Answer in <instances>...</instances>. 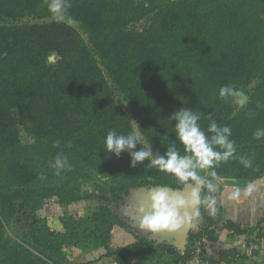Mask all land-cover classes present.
Instances as JSON below:
<instances>
[{"label": "trees", "instance_id": "obj_1", "mask_svg": "<svg viewBox=\"0 0 264 264\" xmlns=\"http://www.w3.org/2000/svg\"><path fill=\"white\" fill-rule=\"evenodd\" d=\"M224 86L247 103L220 97ZM180 108L198 113L206 133L213 121L231 129L233 155L199 171L215 189L264 178V137L254 135L264 129V0H67L64 20L47 0H0V264H264V217L244 227L216 201L214 214L200 206L182 253L154 233L112 246L129 225L116 207L131 208L133 189L194 182L109 156L107 132L137 123L153 152L175 143L183 155L171 117ZM58 155L70 170L57 174ZM209 193L203 186L201 198ZM48 201L63 211L41 218ZM88 202L83 214L70 209ZM21 218L30 228L11 237L6 228ZM223 231L244 238V251L209 258L203 246Z\"/></svg>", "mask_w": 264, "mask_h": 264}, {"label": "clouds", "instance_id": "obj_2", "mask_svg": "<svg viewBox=\"0 0 264 264\" xmlns=\"http://www.w3.org/2000/svg\"><path fill=\"white\" fill-rule=\"evenodd\" d=\"M50 13L57 20H64L67 14V0H47ZM219 96L240 97L239 104L247 103V96L243 92L232 87L224 86L219 90ZM174 124L175 136L183 146L185 154L177 150L176 144L172 143L164 154L155 153L150 143H142L140 127L135 123L137 131L128 134H118L115 129L107 132L104 145L109 156L119 158L122 153L130 157L129 167L136 168L148 162V168H156L158 171L175 176L180 182L192 181L193 190L187 196L170 193L166 188H160L148 193L147 207L143 204L137 208L140 215V228L149 233L162 231L173 232L183 226L193 227L198 223L200 206L203 205L213 214L215 213V200L211 197L201 198L200 188L207 186L209 192L215 191V185L211 180L199 174V171L212 169L220 161H225L235 152V144L229 139L231 129L227 126L220 127L216 122H211L207 133L200 127L198 121L200 115L189 108H180L171 115ZM210 134V135H209ZM257 139L264 137V129L255 132ZM141 145L137 150V146ZM221 149V150H217ZM57 174L59 169L70 170L67 158L56 157ZM241 163L246 167L251 166V161L241 158ZM214 180L220 177L215 171L208 172ZM253 190L249 185L248 192ZM240 189L236 190L238 194ZM235 198V194L234 197Z\"/></svg>", "mask_w": 264, "mask_h": 264}, {"label": "crops", "instance_id": "obj_3", "mask_svg": "<svg viewBox=\"0 0 264 264\" xmlns=\"http://www.w3.org/2000/svg\"><path fill=\"white\" fill-rule=\"evenodd\" d=\"M219 185L220 188L218 191L220 192V198L218 203L223 208L225 218L232 219L241 226L252 227L260 218L264 217V178L250 184L253 186L251 192L247 191L248 185L236 194L237 184L233 180L219 182ZM234 194L235 198H233ZM223 236H226L227 239H236L234 236L229 237L226 231L221 232L220 235H218L216 243H207L205 246V252L209 258H217L218 253H222L224 248L222 243ZM241 241L244 242V238H241ZM231 246H225V249L227 250L231 248ZM233 247L239 248V246L236 245Z\"/></svg>", "mask_w": 264, "mask_h": 264}, {"label": "rangeland", "instance_id": "obj_4", "mask_svg": "<svg viewBox=\"0 0 264 264\" xmlns=\"http://www.w3.org/2000/svg\"><path fill=\"white\" fill-rule=\"evenodd\" d=\"M239 99H240V97H236V103L238 104V105H240L239 104ZM124 108H125V106H123ZM22 137H23V139L24 138H26L25 137V135L24 134H22ZM219 189H215V191L214 192H211V193H209L208 195H207V197H211V198H213L216 202H219V198H220V192L218 191ZM141 194H142V191L141 190H135V191H133L132 193H131V195H130V202L131 203H135V202H138L139 201V199H140V196H141ZM222 196V195H221ZM92 205L94 206V203L93 202H88V203H84V204H81L80 206H74V207H70V209L72 210V211H75V212H82V214L83 213H85V212H87L88 210H89V208H91L92 207ZM139 205V204H138ZM137 208V207H136ZM68 209V208H67ZM63 211V209H59V208H57V206H56V204L53 202V201H48V202H46L45 203V205H44V209L40 212V214H39V216L41 217V218H51V217H53V215H55V214H59V213H61ZM123 211L124 212H126V211H128L127 210V208L126 209H123ZM116 212L118 213V214H120L121 215V217H123L126 221L128 220L129 221V225H127L128 227H126L127 229H124V230H122V229H117V230H115V232H114V242H113V245L112 246H114V245H117V243H118V245L119 246H121V245H124V244H126L127 243V241L128 242H130V241H132V238H133V234L135 233V234H137V235H141V232H140V229L138 228V226H137V224L134 222V223H132V220H129V219H131L132 218V216H131V213H132V215H134V213H136L137 212V210H130L129 209V212H128V214H123L122 212H121V210H120V207H116ZM211 212V211H210ZM48 222V221H47ZM49 222H50V220H49ZM48 222V223H49ZM128 224V223H127ZM135 226V227H134ZM30 227H29V225H27V223H26V220L25 219H23V218H21L20 220H15L13 223H11L6 229V231H7V233L9 234V235H11V237H15V235L16 234H20L22 231H25V230H27V229H29ZM138 230H137V229ZM221 233V232H220ZM220 233L218 234V235H220ZM124 237V238H123ZM155 237H157V236H153V239L155 238ZM236 239L235 240H237V241H235L234 239L232 240V239H227L226 238V236H223V245H224V248H223V250L222 251H224V249H225V246L227 247H230L231 245V248H229V249H233L234 247L233 246H239V248L241 249V247H242V245H243V243L244 242H242L241 241V238H238V237H235ZM158 241H161V240H158ZM238 244V245H237ZM206 245H204L203 247H205ZM243 249V248H242ZM226 250V249H225ZM228 250V249H227ZM242 251H244V249L242 250ZM99 254L100 253H98V254H94V256L92 257V258H94V259H96V258H98L99 257ZM221 253H218V255H217V257L220 255ZM264 257V256H263ZM261 258V260L262 259H264V258ZM82 259V258H81ZM105 261V262H104ZM104 261H101L100 262V264H111V262L109 261V260H104ZM229 262V263H228ZM223 264H239V262H238V258H236L235 260H229L228 259V261H223L222 262Z\"/></svg>", "mask_w": 264, "mask_h": 264}, {"label": "water", "instance_id": "obj_5", "mask_svg": "<svg viewBox=\"0 0 264 264\" xmlns=\"http://www.w3.org/2000/svg\"><path fill=\"white\" fill-rule=\"evenodd\" d=\"M49 61L53 62L54 61V56H50L49 57ZM202 188H200V196L202 193ZM160 189V187L157 188H153V189H141L142 194L140 196L139 199V205H144L145 207H147V203H148V193L150 191L153 190H157ZM168 189V188H166ZM136 189H133V191H135ZM170 193H175L177 195L183 196V197H187L193 190V183H189L186 184L182 189L179 190H172V189H168ZM191 227L188 226H183L173 232H167V231H162V232H158V233H154L155 240H161V241H166V242H170L171 244H173V246L180 252L182 253L185 249L186 243H187V237L189 234Z\"/></svg>", "mask_w": 264, "mask_h": 264}, {"label": "flooded vegetation", "instance_id": "obj_6", "mask_svg": "<svg viewBox=\"0 0 264 264\" xmlns=\"http://www.w3.org/2000/svg\"><path fill=\"white\" fill-rule=\"evenodd\" d=\"M129 204H131V208L129 207L130 210L131 209L132 210H137L139 201L138 202H135V203H131L130 202ZM128 212H129V210L127 212H122V213L125 215V214H128ZM140 219H141L140 215L138 213H135V215L131 219H129V220H132V223L136 222V224H137L138 228L140 229V232H141L142 235H146V234L149 235L150 234L149 232H147V231H145V230H143V229L140 228V226H139L140 225ZM128 224H129V222H128ZM159 242H162V241H159Z\"/></svg>", "mask_w": 264, "mask_h": 264}, {"label": "built area", "instance_id": "obj_7", "mask_svg": "<svg viewBox=\"0 0 264 264\" xmlns=\"http://www.w3.org/2000/svg\"><path fill=\"white\" fill-rule=\"evenodd\" d=\"M204 242H198L197 244H196V250H195V254L196 255H198V254H200V252H201V247H202V244H203ZM196 258H197V256H196Z\"/></svg>", "mask_w": 264, "mask_h": 264}]
</instances>
